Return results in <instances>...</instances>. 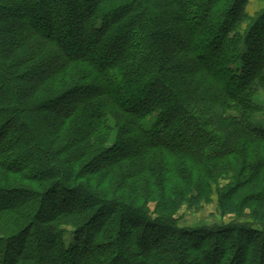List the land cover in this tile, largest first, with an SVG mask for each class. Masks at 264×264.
I'll use <instances>...</instances> for the list:
<instances>
[{"label": "trees", "instance_id": "obj_1", "mask_svg": "<svg viewBox=\"0 0 264 264\" xmlns=\"http://www.w3.org/2000/svg\"><path fill=\"white\" fill-rule=\"evenodd\" d=\"M249 2L0 0V264H264Z\"/></svg>", "mask_w": 264, "mask_h": 264}, {"label": "rangeland", "instance_id": "obj_2", "mask_svg": "<svg viewBox=\"0 0 264 264\" xmlns=\"http://www.w3.org/2000/svg\"><path fill=\"white\" fill-rule=\"evenodd\" d=\"M262 9H264V0H250L246 12L249 17H253ZM254 102L261 108V111L253 116L251 123L255 127L264 128V91H260L254 97ZM222 185H224V182H220L221 187ZM216 189V186H213L212 201L210 204H202L198 209H192L185 206L178 212L175 218L178 219L180 227L192 229L200 225L220 226L232 222L243 223L249 221V218L245 216L248 215V211L241 218H236L235 216L221 217L217 207ZM71 235L70 231L65 234L66 243L70 241L72 237Z\"/></svg>", "mask_w": 264, "mask_h": 264}]
</instances>
